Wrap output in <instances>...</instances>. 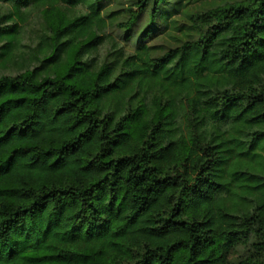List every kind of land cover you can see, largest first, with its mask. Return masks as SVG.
<instances>
[{"label": "trees", "instance_id": "1", "mask_svg": "<svg viewBox=\"0 0 264 264\" xmlns=\"http://www.w3.org/2000/svg\"><path fill=\"white\" fill-rule=\"evenodd\" d=\"M109 1L0 0V264H264V0Z\"/></svg>", "mask_w": 264, "mask_h": 264}, {"label": "rangeland", "instance_id": "2", "mask_svg": "<svg viewBox=\"0 0 264 264\" xmlns=\"http://www.w3.org/2000/svg\"><path fill=\"white\" fill-rule=\"evenodd\" d=\"M135 0H110L106 4V13L111 14V24L115 26L117 21L123 18V13L118 11L123 6L128 7ZM225 0H195L189 2H183L182 6L175 16V22L169 23L166 30L158 35L154 40L153 44V53L159 54L168 49L169 47L176 46L187 39L196 36L195 32L190 29L187 24V12L189 11V7L192 9L195 8H208L210 6H214L218 3H221ZM115 11V12H114ZM112 26V27H114Z\"/></svg>", "mask_w": 264, "mask_h": 264}]
</instances>
